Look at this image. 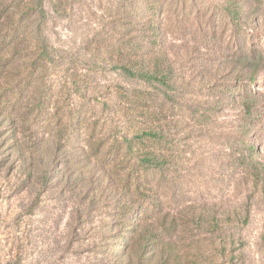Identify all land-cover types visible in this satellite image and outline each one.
I'll return each instance as SVG.
<instances>
[{
	"label": "rangeland",
	"instance_id": "rangeland-1",
	"mask_svg": "<svg viewBox=\"0 0 264 264\" xmlns=\"http://www.w3.org/2000/svg\"><path fill=\"white\" fill-rule=\"evenodd\" d=\"M226 3L46 0L45 34L72 56L48 79L54 97L64 109L80 110L83 123L72 120L60 171L52 172L47 186L19 187L17 155L9 156L13 141L3 143L9 135L0 140V264H127L130 242L117 236L123 223L98 163L108 150L115 155L130 134L119 92L147 85L110 65L87 71L82 63L101 42L119 41L126 31L138 39L135 27L158 37L155 51H164L175 69L170 91L176 97L162 118L169 126L167 148L178 162L162 191L178 230H185L181 264H264V0L233 5L240 22H233ZM77 72L81 83L71 87L69 74ZM246 93L251 114L245 112ZM48 119L39 126L45 139L52 132ZM98 136L104 147L96 151ZM124 152L116 161L108 158V169L128 170L131 155ZM79 175L84 179L78 182Z\"/></svg>",
	"mask_w": 264,
	"mask_h": 264
},
{
	"label": "trees",
	"instance_id": "trees-1",
	"mask_svg": "<svg viewBox=\"0 0 264 264\" xmlns=\"http://www.w3.org/2000/svg\"><path fill=\"white\" fill-rule=\"evenodd\" d=\"M238 1L227 0L225 5L233 22L241 20L239 12L232 11ZM45 3L46 0L0 1V140L9 135L3 143L13 141L9 156L17 155L19 187L29 182L47 186L52 172L60 171L61 153L68 146L72 122L83 123L80 110L72 113L71 107L64 109L60 98L54 97V87L48 79L51 71L71 62L72 56L49 42L44 31ZM135 29L138 39L126 31L119 41L101 42L91 50V59L82 61L84 70L107 64L125 78L147 85L145 90L119 92L120 111L124 113V121L130 122V134L125 135L115 155L106 151L98 167L109 180L107 190L111 189L109 192L117 200V221L123 223L117 236L123 243L130 242L129 259L123 260L127 264H181L185 230H178L177 218L167 211L162 191L164 180L178 162L167 148L169 126L162 118L168 103L176 97L170 91L176 85L175 69L164 51L161 55L155 51L153 44L158 37L152 40L141 28ZM157 31L159 26L154 25L153 34ZM91 60L95 61L94 67ZM256 71V65H251L248 81L256 80ZM80 74H69L71 87L79 88ZM249 97L247 93L244 95L247 114L252 112ZM106 106L113 109L110 104ZM46 115L52 132L45 139L40 137L39 126ZM92 133L93 139L95 129ZM101 140L98 136L93 141L96 151L104 147ZM124 150V154L131 155L128 170L120 173L108 169V158L114 156L116 161ZM81 179L84 177L79 175L77 181ZM139 214L141 219L137 221ZM125 229L129 232H124Z\"/></svg>",
	"mask_w": 264,
	"mask_h": 264
}]
</instances>
